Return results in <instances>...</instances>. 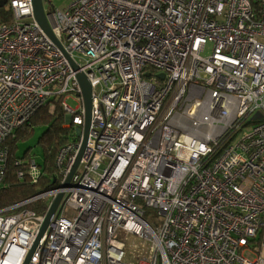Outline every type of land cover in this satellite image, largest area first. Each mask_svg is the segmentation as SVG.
<instances>
[{
  "label": "built area",
  "instance_id": "built-area-1",
  "mask_svg": "<svg viewBox=\"0 0 264 264\" xmlns=\"http://www.w3.org/2000/svg\"><path fill=\"white\" fill-rule=\"evenodd\" d=\"M8 3L0 186L5 140L41 105L63 97L68 123L82 128L78 73L92 106L69 187L80 140L57 154L60 187L0 209V264L23 263L58 194L29 264H132L119 233L150 243L137 264H264V0H75L62 10L42 0L61 49L31 0ZM26 165L35 183V160ZM44 200L45 213L29 208Z\"/></svg>",
  "mask_w": 264,
  "mask_h": 264
},
{
  "label": "trees",
  "instance_id": "trees-1",
  "mask_svg": "<svg viewBox=\"0 0 264 264\" xmlns=\"http://www.w3.org/2000/svg\"><path fill=\"white\" fill-rule=\"evenodd\" d=\"M12 12L8 0H0V24H11ZM63 97L50 99L41 105L32 116L4 142L7 147V163L4 183L0 186V209H7L47 189H55L61 186L62 177L56 167V157L59 150L69 144H78L80 138L76 134V126L68 123L62 107ZM35 129H42L37 139V146L42 154V163L38 165L39 174L35 183L28 179V166L26 159L28 154L18 156V144L29 140ZM230 139H228V142ZM227 143V141L225 142ZM19 162V165H16ZM23 172L24 178L17 174ZM48 206L44 200L29 206L43 214Z\"/></svg>",
  "mask_w": 264,
  "mask_h": 264
},
{
  "label": "water",
  "instance_id": "water-1",
  "mask_svg": "<svg viewBox=\"0 0 264 264\" xmlns=\"http://www.w3.org/2000/svg\"><path fill=\"white\" fill-rule=\"evenodd\" d=\"M31 5H32V15L34 18L35 23L37 26L40 28V30L57 46L61 49L60 43L55 39L53 36L50 26L46 20V16L44 13V8H43V3L42 0H31ZM71 66L73 70L77 69V66L71 61ZM77 81L80 85L81 88V96H82V101H83V108H84V120L82 124V128H77L76 129V134L80 138V143H79V148L78 152L75 156L73 165L70 169L69 175L67 179L64 181L62 187L67 188L70 185L71 179L73 175L76 172V169L80 163V160L82 159L85 148H86V142H87V137H88V132H89V127H90V121H91V106H92V88L85 77L84 74L78 73L76 75ZM145 77H149V74H145ZM160 79H164V74H160L157 76ZM254 120H258V115L254 117ZM62 200V194H58L54 200L52 201L45 218L42 222V225L39 229V232L37 234V237L35 241L33 242L26 258L24 259L22 264H29L30 257L35 250L37 243L39 239L42 237L43 233L47 229L48 225L51 222L52 217L54 216L60 202Z\"/></svg>",
  "mask_w": 264,
  "mask_h": 264
},
{
  "label": "rangeland",
  "instance_id": "rangeland-1",
  "mask_svg": "<svg viewBox=\"0 0 264 264\" xmlns=\"http://www.w3.org/2000/svg\"><path fill=\"white\" fill-rule=\"evenodd\" d=\"M48 1L49 4L44 6V8L47 9H57L62 10L67 7H69L75 0H44ZM63 101V100H62ZM66 105L70 107L71 109H75L77 107V103L74 101L73 97L70 96L67 100H65ZM246 131H250V128L247 127L245 129ZM42 129H35L32 137L27 140L26 142H21L18 144V156L24 155L25 152H27L28 156L26 159H34L35 162L38 165H41L42 163V154L37 146V139L41 135ZM147 219L151 222L157 221V216L155 212H148ZM119 240L122 241V243L125 246V257L124 261L137 264L143 256L147 254V251L149 250L150 243L137 238L130 234L125 233H119L118 237Z\"/></svg>",
  "mask_w": 264,
  "mask_h": 264
}]
</instances>
